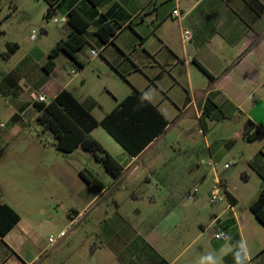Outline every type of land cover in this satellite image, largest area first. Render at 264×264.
Returning a JSON list of instances; mask_svg holds the SVG:
<instances>
[{
  "label": "crops",
  "instance_id": "1",
  "mask_svg": "<svg viewBox=\"0 0 264 264\" xmlns=\"http://www.w3.org/2000/svg\"><path fill=\"white\" fill-rule=\"evenodd\" d=\"M43 1V19L62 24L55 45L72 30L70 11L88 23L85 43L74 60L59 52L46 72L43 65L53 47L24 51L26 42L12 40L0 27V95L10 99L4 111L10 131L24 112L30 111V121L39 114L32 92L42 93L50 102L67 90L93 119L107 118L121 138L142 148L132 155L104 127L91 131L121 166L115 177L81 147L60 152L83 155L71 190L74 204L83 209L73 210L70 224L83 222L86 228H74L53 247L39 233L46 222L19 215L1 199L19 219L0 236V264H198L209 253L215 254L218 264H235L227 248L242 239L250 249L248 264H264V224L249 208L264 191V145L253 166L262 185L255 188L244 181L241 187H231L230 173H224L220 178L225 199L212 204L209 193L215 173L210 165L220 167L216 152L206 145L205 150H195L193 160L192 153L168 143L172 125L178 127L190 117L205 134L206 120L241 115L242 137L255 130L251 141L264 135V10L257 15L264 0H101L95 7L88 0ZM11 9L14 14L18 5ZM102 16L115 31L106 44L94 33ZM184 30L189 32L186 42L181 40ZM92 49L99 54L92 56ZM108 67L123 79L134 78L131 88L121 94L109 90L112 98L105 103L87 91L81 99L73 94L75 81L82 80L84 87L89 68L106 72ZM137 75L145 81L140 83ZM130 96L131 101L122 104ZM187 131L182 132L186 138ZM6 140L7 135L0 134V162L7 156ZM232 144V140L225 143ZM5 171L11 172L0 167V173ZM58 173L61 177V168ZM22 202L29 204L30 199L23 195ZM216 233L225 239H215ZM69 238L74 246L63 251V240Z\"/></svg>",
  "mask_w": 264,
  "mask_h": 264
},
{
  "label": "rangeland",
  "instance_id": "2",
  "mask_svg": "<svg viewBox=\"0 0 264 264\" xmlns=\"http://www.w3.org/2000/svg\"><path fill=\"white\" fill-rule=\"evenodd\" d=\"M15 4L18 5V10L12 14L11 8ZM44 11L43 0H0V27L12 40L23 39L26 42L24 51L34 47L49 50L54 47L62 24L53 23L51 19H43ZM60 60L62 57L57 59L58 62ZM107 69L106 72L101 69H94L92 72L93 70L89 68L84 75L86 79L84 87L82 80L75 81L73 94L81 99L82 93L87 91L92 99L105 103L112 98L109 90L121 94L123 89L131 88L130 83L134 78L127 76L123 79L114 70L109 67ZM135 78L140 83L145 81L142 75ZM9 100L7 95H0V125H3L0 134L7 135L3 149L7 156L0 162V167H9L11 171L0 173V200L12 205L21 216L30 218L35 216V219L46 222V228L39 232L46 240L50 237L55 238L59 231L67 227L70 231L74 228H86L82 225L83 222L81 225L70 224L73 210L79 212L83 209V206L74 204L71 197V190L78 180L75 169L82 162L83 155L77 154L75 157L56 151L52 134L48 131L41 132V127L36 121H30V111L24 112L20 123L10 131L9 121L4 116ZM95 115L98 117L100 114L96 112ZM186 120L187 123L184 120L178 127L172 125L168 133L171 136L168 143L178 146L184 152L192 153L193 160L196 157L195 150H205L206 145L212 147L216 152L215 158L219 166L224 163L231 164L227 170L218 168L219 176L230 173L228 180L231 187H241L244 181H248V185L255 188L262 185L255 175L253 166L258 158L256 154L259 153V148L264 145V135H260L255 141L242 137L244 118L241 115H234L218 122L206 120L205 134L199 132L201 127L193 117ZM184 130L190 133L188 138L182 133ZM178 133L183 135L179 140L176 139ZM228 140L233 141L231 146L225 145ZM84 162L86 164L87 160ZM59 168L62 170L61 177L58 173ZM96 168L102 175L104 171H101V167ZM22 194L30 199L29 204L22 202ZM90 210L85 209L84 214ZM62 245L64 251L74 246V242L69 238L63 240Z\"/></svg>",
  "mask_w": 264,
  "mask_h": 264
},
{
  "label": "trees",
  "instance_id": "3",
  "mask_svg": "<svg viewBox=\"0 0 264 264\" xmlns=\"http://www.w3.org/2000/svg\"><path fill=\"white\" fill-rule=\"evenodd\" d=\"M92 7H95L101 0H88ZM263 7L257 12L261 14ZM46 17V16H45ZM101 21L95 30V35L101 43L106 44L114 36V29L107 24L106 17H101ZM79 20V22H78ZM68 23L72 30L64 40L59 41L48 53V58L43 65L46 72H50L54 66L53 59L63 52L74 60V54L85 43L84 32L88 28V23L76 11L68 13ZM202 72L209 79L212 77L199 66ZM131 96L126 98L122 104L131 101ZM39 112L35 118L36 123L41 127V132L48 131L54 138V148L61 153H70L77 147L89 152L95 161L99 162L106 172L115 177L121 170V166L105 151V149L91 137L90 133L96 126H102L106 131L130 154H136L142 146H131L129 140L121 138L112 128L107 118L97 121L83 109L75 97L67 90H62L53 100L47 104L35 106ZM252 125V124H251ZM257 131L247 135L248 140H252ZM264 191H261L256 200L250 205L252 213L264 224ZM18 215L7 204L0 203V236H3L17 222Z\"/></svg>",
  "mask_w": 264,
  "mask_h": 264
},
{
  "label": "built area",
  "instance_id": "4",
  "mask_svg": "<svg viewBox=\"0 0 264 264\" xmlns=\"http://www.w3.org/2000/svg\"><path fill=\"white\" fill-rule=\"evenodd\" d=\"M172 13L176 17L179 15L176 10H174ZM52 22H56V20L53 19ZM181 37H182L181 38L182 42H186L189 39V32L186 30L182 31ZM90 54L92 56H97L99 53H98V51L92 49V50H90ZM31 98H32L33 102H35V103H39V104H47L48 103L46 101V97L42 93L32 92ZM210 166L212 167V170L215 173V179L213 180L211 188H210L209 201H210V203L215 204V203H219L225 199L224 186H223V183L221 181L220 176L218 175L217 165L211 164ZM230 167H231L230 163H224L219 168L222 170H227ZM195 192H196V189H194L193 192H190L188 194V197L192 198L194 196ZM69 231L70 230H68V228H67L66 230H63L62 232H60L55 238H52V237L48 238V242H49L50 246L53 247L54 245H56L62 238H64L66 236V234ZM213 237L215 239H218V240L225 239V236L222 234H219V233L214 234Z\"/></svg>",
  "mask_w": 264,
  "mask_h": 264
},
{
  "label": "clouds",
  "instance_id": "5",
  "mask_svg": "<svg viewBox=\"0 0 264 264\" xmlns=\"http://www.w3.org/2000/svg\"><path fill=\"white\" fill-rule=\"evenodd\" d=\"M227 238L228 240L232 239L231 236H228ZM227 251L233 254L235 264H248L251 259L250 249L246 240L242 239L234 246H228ZM225 254H227V252ZM198 264H218V260L215 254L209 253L202 256L199 259Z\"/></svg>",
  "mask_w": 264,
  "mask_h": 264
}]
</instances>
